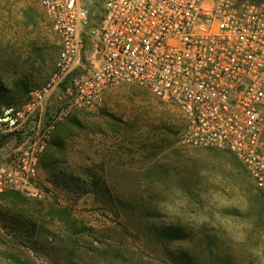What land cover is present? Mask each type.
Listing matches in <instances>:
<instances>
[{
	"label": "rangeland",
	"instance_id": "1",
	"mask_svg": "<svg viewBox=\"0 0 264 264\" xmlns=\"http://www.w3.org/2000/svg\"><path fill=\"white\" fill-rule=\"evenodd\" d=\"M59 51L34 1L0 0V110L45 84ZM72 95L67 83L39 127L1 133L0 176L62 113L34 184L43 197L0 189V264H264V193L231 152L183 144L179 108L143 87L94 109Z\"/></svg>",
	"mask_w": 264,
	"mask_h": 264
},
{
	"label": "built area",
	"instance_id": "2",
	"mask_svg": "<svg viewBox=\"0 0 264 264\" xmlns=\"http://www.w3.org/2000/svg\"><path fill=\"white\" fill-rule=\"evenodd\" d=\"M60 41L55 68L20 107L0 110V134L36 119L67 81L72 105L94 109L124 84L176 105L183 144L231 152L264 193V3L249 0H32ZM93 8V9H92ZM90 57L83 56L85 44ZM84 61L87 66H84ZM62 113L50 116L0 189L42 198L40 159Z\"/></svg>",
	"mask_w": 264,
	"mask_h": 264
},
{
	"label": "crops",
	"instance_id": "3",
	"mask_svg": "<svg viewBox=\"0 0 264 264\" xmlns=\"http://www.w3.org/2000/svg\"><path fill=\"white\" fill-rule=\"evenodd\" d=\"M91 48H90V46H89V44L88 43H86L85 44V48H84V50H83V56L84 57H90V58H92V55H91Z\"/></svg>",
	"mask_w": 264,
	"mask_h": 264
},
{
	"label": "trees",
	"instance_id": "4",
	"mask_svg": "<svg viewBox=\"0 0 264 264\" xmlns=\"http://www.w3.org/2000/svg\"><path fill=\"white\" fill-rule=\"evenodd\" d=\"M249 1H253V2H257V3H264V0H249ZM67 84V81H65L62 85H61V87H63L64 85H66ZM2 138H6V134H0V140L2 139ZM236 158V157H235ZM237 159V158H236ZM238 160V159H237ZM239 161V160H238ZM241 164V163H240ZM242 165V164H241ZM244 168V167H243ZM245 170V169H244ZM246 172V171H245ZM247 173V172H246ZM248 175V174H247Z\"/></svg>",
	"mask_w": 264,
	"mask_h": 264
}]
</instances>
